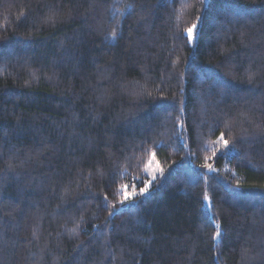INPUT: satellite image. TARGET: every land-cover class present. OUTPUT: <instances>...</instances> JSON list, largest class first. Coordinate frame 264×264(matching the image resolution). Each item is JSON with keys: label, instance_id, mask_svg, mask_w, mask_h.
<instances>
[{"label": "trees", "instance_id": "16d2710c", "mask_svg": "<svg viewBox=\"0 0 264 264\" xmlns=\"http://www.w3.org/2000/svg\"><path fill=\"white\" fill-rule=\"evenodd\" d=\"M0 264H264V0H0Z\"/></svg>", "mask_w": 264, "mask_h": 264}, {"label": "snow or ice", "instance_id": "6c2138e0", "mask_svg": "<svg viewBox=\"0 0 264 264\" xmlns=\"http://www.w3.org/2000/svg\"><path fill=\"white\" fill-rule=\"evenodd\" d=\"M197 27L196 24H193L191 28H189L187 31H188V35H189V38H192L193 36V30ZM221 139H223V134H221ZM225 144H227V141H225ZM210 167V166H209ZM146 191V188H142L140 189V193L143 194L144 192ZM125 198H127V195L125 196ZM205 199H207V197H205ZM216 236H220V232L219 230H217L216 232Z\"/></svg>", "mask_w": 264, "mask_h": 264}]
</instances>
